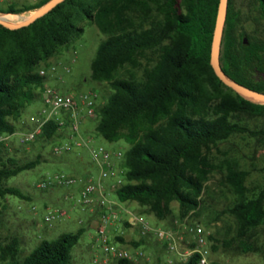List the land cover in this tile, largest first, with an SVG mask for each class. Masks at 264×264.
Segmentation results:
<instances>
[{"label": "trees", "instance_id": "trees-1", "mask_svg": "<svg viewBox=\"0 0 264 264\" xmlns=\"http://www.w3.org/2000/svg\"><path fill=\"white\" fill-rule=\"evenodd\" d=\"M47 1L22 7L9 4L0 13L31 12ZM219 1L64 0L26 27L10 30L0 25V199H24L6 182L41 163V155L24 163L8 156L4 138L17 133L23 110L41 96L49 76H41L39 70H49V60L83 31L79 24L88 20L105 36L91 61L90 78L110 90L105 102L96 106L94 130L109 143L123 140L129 145L121 163L124 184L114 191L118 200L134 201L138 214L172 227L177 219L197 215L205 183L218 170L222 185L234 195L225 212L237 223L236 235L222 246L234 243L241 253H264L250 239L251 232L264 224V188L249 193L245 184L249 172L236 160L224 159L218 165L211 161L213 148L234 134L264 138V128L252 130L236 120L240 115H264V105L226 87L210 65ZM257 1L264 19V0ZM240 27V13L229 0L221 68L237 83L264 93V28L260 35L249 36ZM148 53L153 54L150 59ZM125 67L131 71L119 76ZM63 133L67 134L49 120L30 143H52L65 139ZM173 202L178 204L177 216ZM82 233L80 228L41 240L23 258L15 241L0 240V264H71V251ZM115 238L123 242L121 235ZM209 239L216 252L215 237L210 234ZM147 243L139 236L131 246Z\"/></svg>", "mask_w": 264, "mask_h": 264}, {"label": "rangeland", "instance_id": "rangeland-1", "mask_svg": "<svg viewBox=\"0 0 264 264\" xmlns=\"http://www.w3.org/2000/svg\"><path fill=\"white\" fill-rule=\"evenodd\" d=\"M42 0H0V9L14 4L17 7L32 5ZM233 7L240 13V32L247 35H260L264 28V19L260 16L257 0H233ZM31 12L22 14H5L17 23L31 15ZM83 31L66 47H63L49 60V65L55 68L54 76L48 75L46 83L59 92L66 95H78L80 93L93 92L97 95V105L105 102L110 90L106 84L95 83L91 80V61L95 56L98 45L105 38L96 26L85 20L79 24ZM153 54L148 53L147 59ZM146 64V59L142 60ZM131 71L125 67L119 71V76H126ZM137 74L141 72L137 71ZM46 107L41 96L30 103L22 112L17 133L8 137L5 142L7 155L15 158L20 163L34 160L41 155V163L35 168L21 172L9 179L8 186L17 188L25 198L7 196L0 199V240L8 244L16 242L19 257L29 254L41 240L56 239L62 233H75L82 228L83 233L78 243L71 251V264H91L93 257L102 255L100 242L97 240L99 228V212L93 205H81L78 203L79 184L73 187H49L42 190L36 187L43 178L57 173L73 175L87 180L85 173L76 172L73 168L83 166L84 169L93 173L92 181L97 182L100 175V167L92 162L88 148L84 145L72 144L71 149L58 156L52 152V143L38 141L35 143L22 144L19 142L21 132L32 127L30 117L35 116L42 108ZM236 120L252 130L264 128V115L246 116L240 115ZM96 117L83 122L80 126L81 137L89 140L90 146H102L109 151H121L125 153L129 145L123 140L109 143L95 133ZM62 135V134H61ZM63 137L66 135L63 133ZM61 138L55 140L59 141ZM67 139L61 142H67ZM224 159L236 160L242 170L249 172L246 178V186L249 193L258 192L264 188V138L251 137L248 134H234L225 141L217 144L211 152V161L218 165ZM118 167L115 166V170ZM118 175V174H117ZM221 173L213 171L207 182L205 190L200 197V206L196 216L191 218L199 222L217 241V251H212V259L218 264H264V253H241L234 248V243L223 247L222 241L231 242L236 235L237 223L235 219L225 211L230 208L234 201V195L221 183ZM112 178H108L110 181ZM105 182H108L105 180ZM70 192V193H69ZM72 194L73 196H71ZM68 195V198L65 196ZM71 196V197H70ZM114 203V209L119 216L126 218V211L140 212V208L134 201L120 202L114 192L109 194ZM32 207L36 209L33 211ZM173 214L178 215V204H171ZM62 209L66 215L54 221L51 226L44 223V216L48 209ZM153 226L167 229L165 221L156 220L151 215H142ZM123 224V221H121ZM121 224V225H122ZM122 245L130 248L131 242L138 240L139 234L136 229L122 225ZM109 230V228H108ZM115 233H113L114 235ZM120 235V234H117ZM250 238L254 245L261 246L264 250V224L251 232ZM117 241L116 238L113 239ZM158 244V245H156ZM147 258L141 259L134 264H165L166 257L162 255L160 245L153 239L141 247ZM157 258L161 261L158 262ZM110 264H117L116 261Z\"/></svg>", "mask_w": 264, "mask_h": 264}, {"label": "built area", "instance_id": "built-area-1", "mask_svg": "<svg viewBox=\"0 0 264 264\" xmlns=\"http://www.w3.org/2000/svg\"><path fill=\"white\" fill-rule=\"evenodd\" d=\"M55 68L49 70L40 69L41 76L53 75ZM41 98L46 107L42 108L35 116L30 117L32 127L21 132L19 142L27 144L32 142L41 131L42 126L49 120H55L62 131H66L67 142L56 141L52 145L55 155H62L71 149L72 144L84 145L88 148L90 158L100 167V175L97 182L92 181V176L87 180L57 173L43 178L36 185L37 188L46 190L49 187H73L79 184L78 203L81 205H93L99 212V228L97 240L100 242L102 255L93 257L91 264H110L121 259L138 262L147 258L145 252L139 247H126L113 239L117 236L108 230L115 222L123 221L129 228L136 229L142 238L153 239L160 245L162 255L167 256L165 264H218L211 255L212 241L208 232L199 222L189 216L182 220H175L172 227L162 229L151 225L144 216L126 211L127 217L121 219L114 209V203L109 194L124 184L123 169L121 163L124 153L121 151H109L102 146H90L89 140L81 137L80 126L84 121L95 116L97 95L93 92L80 93L78 95H66L50 86L45 85L41 91ZM8 137L4 138L6 140ZM116 162H113V161ZM115 166L118 167L115 170ZM118 174V175H117ZM108 178H112L110 181ZM107 180L109 183H105ZM70 193V192H69ZM73 196L72 194H70ZM70 196V197H71ZM69 196L66 195L65 198ZM36 208L32 207L34 211ZM44 216V223L51 226L54 221L66 215L62 209H48ZM139 238V237H138Z\"/></svg>", "mask_w": 264, "mask_h": 264}, {"label": "water", "instance_id": "water-1", "mask_svg": "<svg viewBox=\"0 0 264 264\" xmlns=\"http://www.w3.org/2000/svg\"><path fill=\"white\" fill-rule=\"evenodd\" d=\"M63 1L64 0H49L42 6L34 10L31 15H29L28 17L24 18L22 21L17 23H13V22L11 23L0 18V25L10 30H17L22 27H26L31 23H33L36 19L50 12L54 7H56L58 4H60ZM228 1L229 0L219 1L214 30H213V36H212L211 50H210V65L215 75L226 87L230 88L236 94H238L239 96L250 102L259 105H264V93L252 90L244 85L237 83L236 81L228 77L221 68L220 51H221L223 29L225 26L226 15H227ZM243 42L246 43V38L243 39Z\"/></svg>", "mask_w": 264, "mask_h": 264}, {"label": "crops", "instance_id": "crops-1", "mask_svg": "<svg viewBox=\"0 0 264 264\" xmlns=\"http://www.w3.org/2000/svg\"><path fill=\"white\" fill-rule=\"evenodd\" d=\"M113 162H116L115 160L113 161ZM74 170H76V172H82V173H85V175L86 176H93V173L92 172H90L89 170H87V169H84V167L83 166H80V167H78V168H73ZM106 184L107 183H109V182H105ZM121 219L122 220H124V218L121 216ZM122 224V222L120 223V222H115L114 224H113V226H111L110 228H109V232L111 233V234H113V233H116V234H124L123 232H122V230H123V228H122V225L124 224V222H123V224Z\"/></svg>", "mask_w": 264, "mask_h": 264}, {"label": "bare ground", "instance_id": "bare-ground-1", "mask_svg": "<svg viewBox=\"0 0 264 264\" xmlns=\"http://www.w3.org/2000/svg\"><path fill=\"white\" fill-rule=\"evenodd\" d=\"M0 18H2V19H4V20H6V21L12 23V20H10V19L7 17V15L0 14ZM13 23H14V22H13Z\"/></svg>", "mask_w": 264, "mask_h": 264}]
</instances>
